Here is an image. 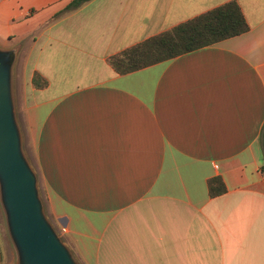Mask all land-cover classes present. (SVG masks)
Returning a JSON list of instances; mask_svg holds the SVG:
<instances>
[{
	"label": "crops",
	"instance_id": "obj_1",
	"mask_svg": "<svg viewBox=\"0 0 264 264\" xmlns=\"http://www.w3.org/2000/svg\"><path fill=\"white\" fill-rule=\"evenodd\" d=\"M72 1L0 0V46L27 55L24 144L78 262L264 264V0H91L65 12ZM233 1L248 32L127 75L109 65ZM216 177L226 192L211 197ZM0 264H16L1 213Z\"/></svg>",
	"mask_w": 264,
	"mask_h": 264
},
{
	"label": "water",
	"instance_id": "obj_2",
	"mask_svg": "<svg viewBox=\"0 0 264 264\" xmlns=\"http://www.w3.org/2000/svg\"><path fill=\"white\" fill-rule=\"evenodd\" d=\"M19 46H0V207L16 264H80L49 219L18 119Z\"/></svg>",
	"mask_w": 264,
	"mask_h": 264
},
{
	"label": "trees",
	"instance_id": "obj_3",
	"mask_svg": "<svg viewBox=\"0 0 264 264\" xmlns=\"http://www.w3.org/2000/svg\"><path fill=\"white\" fill-rule=\"evenodd\" d=\"M89 1L73 0L65 12L75 11ZM248 31L249 26L241 8L233 1L115 54L108 59V63L117 74L127 75ZM40 79L35 75L33 84L39 88L46 87V80ZM262 146L264 150V134ZM209 191L211 197L225 193L223 180L220 177L211 179Z\"/></svg>",
	"mask_w": 264,
	"mask_h": 264
},
{
	"label": "rangeland",
	"instance_id": "obj_4",
	"mask_svg": "<svg viewBox=\"0 0 264 264\" xmlns=\"http://www.w3.org/2000/svg\"><path fill=\"white\" fill-rule=\"evenodd\" d=\"M26 56L27 55H23L22 54V56L20 57L17 65H16V69H15V91H16V102H17V104H18V100L17 99L23 93L24 86H25V81H26ZM30 69H31V66H28L29 72H30ZM29 72H28V74H29ZM24 148H25L26 154H27L32 166L34 167L35 171L39 172L36 159H35L32 151L29 148V144H24ZM38 178H39V189H40V192H41V197H42L45 209H46V213H47V215H49L48 212H47V206H46V202H45L46 201V197H45V192H44V188H43V182L41 180V176H40L39 173H38ZM0 213H1V216H2V225L4 227L5 235H6V237L9 240V236H8L7 229H6V224H5V218H4L3 212L1 210V207H0ZM57 231L61 235L62 232H60V230H57ZM9 242H10V240H9ZM10 244H11V242H10ZM11 247H12V245H11ZM12 249H13V247H12ZM13 251H14V249H13Z\"/></svg>",
	"mask_w": 264,
	"mask_h": 264
},
{
	"label": "built area",
	"instance_id": "obj_5",
	"mask_svg": "<svg viewBox=\"0 0 264 264\" xmlns=\"http://www.w3.org/2000/svg\"><path fill=\"white\" fill-rule=\"evenodd\" d=\"M63 231H65V229H63Z\"/></svg>",
	"mask_w": 264,
	"mask_h": 264
}]
</instances>
